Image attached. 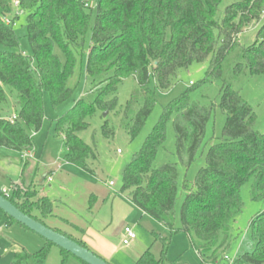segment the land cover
Instances as JSON below:
<instances>
[{"label":"trees","instance_id":"trees-1","mask_svg":"<svg viewBox=\"0 0 264 264\" xmlns=\"http://www.w3.org/2000/svg\"><path fill=\"white\" fill-rule=\"evenodd\" d=\"M16 1L17 13L13 0H0V104L11 96L20 98L15 121L0 117V148L20 154L35 151L32 135L43 127L44 94H49L55 108L68 102L75 92L69 83L86 56L93 100L84 97L76 102L56 122L55 131L65 136V162L90 172L89 161L96 154L79 134L88 129V119L98 110L111 113L117 109V93L125 80L136 78L144 98L128 127L129 136L135 139L158 103L151 80L159 91H168L180 71L209 61L206 78L198 88L221 84L219 108L226 122L222 139L206 154L205 166L194 182L184 179L181 183L178 163L156 165L170 123L176 157L182 164L186 157L187 168L203 146L214 104L206 107L192 101L190 94L195 88L191 87L164 107L141 151L124 170L121 193H128V200L136 208L171 232L170 239L155 236L154 244L162 245L158 259L151 247L135 264H166L171 241L178 234L190 238L200 264H219L223 260L219 253L227 251L233 240L231 226L244 209L243 187L251 184L252 200L264 201V132L257 131L253 108L233 86L241 77L264 76V24L253 45L244 47L238 42L248 28L262 22L264 0H229L223 12L225 0ZM22 16L31 56L19 52L15 27ZM229 58L234 60L227 79L225 64ZM104 134L113 132L105 126ZM182 195L181 227L176 229V207ZM5 198L48 227L46 221L53 217L54 203L39 197L35 187L12 184ZM5 216L7 226L16 222ZM52 230L89 250L82 239ZM249 237L250 251L238 256L233 264H264V212L252 220ZM52 245L47 242L33 256L38 264L46 259ZM61 251L62 264H67L71 255ZM28 258L32 256L17 254L15 264Z\"/></svg>","mask_w":264,"mask_h":264},{"label":"rangeland","instance_id":"rangeland-1","mask_svg":"<svg viewBox=\"0 0 264 264\" xmlns=\"http://www.w3.org/2000/svg\"><path fill=\"white\" fill-rule=\"evenodd\" d=\"M16 0L13 7L16 10ZM231 1L225 0L221 12ZM95 9V3H92ZM17 13V10L15 11ZM263 20L253 25L239 36L241 46L248 47L257 41V32ZM15 32L20 41L19 52L26 56L32 55L27 39L26 22L22 16L16 23ZM91 31L86 37V49L90 44ZM234 58V57H233ZM229 58L225 64V77H231ZM209 61L193 64L189 69L180 71L168 91L156 89L151 80V89L155 91L157 106L149 117L141 134L132 139L128 127L133 118L143 106L144 98L136 78L125 80L117 93L118 107L115 111L102 112L88 119L89 127L79 134L80 138L91 146L96 158L89 161L90 172L65 163L67 148L64 134L55 131L56 122L68 113L80 99L91 96L93 89L89 87L86 76V56L79 63L75 77L69 87L75 89L73 97L65 104L55 108L48 93L44 94V123L41 131L33 134L35 151L30 154H20L0 148V191L9 192L12 184L22 181L26 188L35 187L39 197H47L54 203L53 217L46 221L49 228L56 229L74 238L106 239L114 250L113 256L106 260L89 250L108 264H135L137 260L152 247V253L158 259L162 245L154 244L155 236L170 239L171 232L165 226L143 214L128 200V193L122 194L123 173L132 158L141 151L147 137L160 121L163 109L174 99L194 87L190 94L192 101L211 107L214 104L211 119L207 125L203 146L198 152L196 161L187 168V158L182 164L176 157V140L173 123L169 124L165 148L159 153L156 165L178 163L180 182L187 179L194 182L197 173L205 166L208 150L220 142L226 122V116L219 108L221 84H213L198 88L206 78ZM234 88L240 90L241 96L251 105L257 118V131L264 132V76L247 78L241 77L234 81ZM89 94V95H88ZM20 109V98L11 96L7 102L0 104V117L9 119L16 116ZM113 132L105 136L104 127ZM27 156L26 158H24ZM51 182H40L49 175ZM114 186L111 187L110 183ZM5 196V195H4ZM95 197L91 199L92 197ZM244 209L231 226L233 240L230 248L220 252L223 260L219 264H231L238 256L250 251L251 240L249 227L252 220L264 212V201H254L251 197V184L242 189ZM184 195L176 207L175 228L181 227L180 212ZM130 228L136 234V240L125 246L124 229ZM47 241L38 234L13 222L7 226V217L0 212V264H15L16 255L26 253L32 258L24 259L20 264H38L33 256L42 250ZM63 255L59 247L52 245L42 264H62ZM67 264H81L77 258L69 256ZM166 264H200V259L191 248L190 238L186 234L174 236L167 254Z\"/></svg>","mask_w":264,"mask_h":264},{"label":"water","instance_id":"water-1","mask_svg":"<svg viewBox=\"0 0 264 264\" xmlns=\"http://www.w3.org/2000/svg\"><path fill=\"white\" fill-rule=\"evenodd\" d=\"M107 115L108 112L105 116ZM0 211H2L4 215L12 218L14 221H16V223L43 237L47 242L59 247L61 250L69 253L71 256L77 258L84 264H108L88 249L81 247L71 239L53 231L52 229L25 215L1 194Z\"/></svg>","mask_w":264,"mask_h":264},{"label":"crops","instance_id":"crops-1","mask_svg":"<svg viewBox=\"0 0 264 264\" xmlns=\"http://www.w3.org/2000/svg\"><path fill=\"white\" fill-rule=\"evenodd\" d=\"M66 163V162H65ZM67 164V163H66ZM70 165V164H68ZM53 172H51L49 175L44 176L40 182V185H43L45 183V181H49L50 180V176H52ZM50 182V181H49ZM18 185H22V181H20L19 183H15ZM25 187V186H24ZM11 191V189L9 190V192ZM94 197V196H93ZM130 202V201H129ZM131 203V202H130ZM132 204V203H131ZM133 205V204H132ZM134 206V205H133ZM138 209V208H137ZM77 239V238H75ZM82 240L86 243V245L93 250L95 253L99 254L100 256H102L103 258H105L106 260L110 259L113 256L114 250L112 248V245L104 238L99 237V239H89L86 238V235L82 238ZM135 241V240H134ZM133 242V241H132ZM131 244V243H130ZM129 244V245H130ZM127 245V246H129ZM82 264V263H81Z\"/></svg>","mask_w":264,"mask_h":264},{"label":"built area","instance_id":"built-area-1","mask_svg":"<svg viewBox=\"0 0 264 264\" xmlns=\"http://www.w3.org/2000/svg\"><path fill=\"white\" fill-rule=\"evenodd\" d=\"M15 5L18 6L17 1L15 2ZM16 119H17V116H13V117L9 118L10 121H15ZM26 157L27 156H25L24 158H26ZM49 181L51 182V179ZM110 186L113 187L114 184L111 182ZM4 195H5V197H8L10 195V192L4 193ZM124 234H125V239L123 241V244L125 246L129 245L130 242L136 240V238H137L136 234L128 227L124 229ZM231 264H233V263H231Z\"/></svg>","mask_w":264,"mask_h":264}]
</instances>
